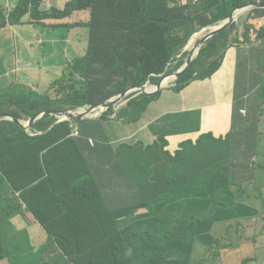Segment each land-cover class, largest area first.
I'll return each mask as SVG.
<instances>
[{
  "label": "trees",
  "instance_id": "trees-1",
  "mask_svg": "<svg viewBox=\"0 0 264 264\" xmlns=\"http://www.w3.org/2000/svg\"><path fill=\"white\" fill-rule=\"evenodd\" d=\"M255 2L70 0L65 9H52L56 12L54 17L60 20L70 18L74 12L89 13L88 20L73 25L44 23L43 20L51 17V8L46 0H15V3H10L11 12H6L0 5L3 25L25 24L23 19L30 14L36 26L47 29H85L89 39L87 53L72 65L61 56L68 71L60 81L52 84L43 95L26 88L4 93L0 97V113H9L27 121L41 111L56 110L63 113L64 110L93 107L128 88L141 87L151 80V75H165L183 66L186 53H182V48L194 33L215 23H222L232 10ZM36 16L38 18H34ZM235 28V24H232L205 42L195 59L177 78L176 92L194 81L210 78L220 69L222 55L240 43L239 40L233 41ZM248 32L249 29H246L241 37L243 42L248 41ZM31 49L32 45H29L24 52ZM179 55L181 57L177 59ZM174 62L176 64L168 69L167 65ZM74 77V84L67 86ZM157 79L159 81L161 77ZM74 86L80 88L75 89ZM157 96L158 93L153 96L128 95L125 97V108L130 111L128 115L140 120ZM14 97L17 100H11ZM122 108L118 110L116 119L124 122L130 117L121 115ZM241 111L245 110L239 111V115L244 118L246 113ZM113 112V107L108 108L102 119H108ZM259 117L263 119L264 125V115ZM57 121L55 115L38 120L31 131L45 133L49 130L42 135H32L12 121H0V223L4 220L3 214L8 213V216L16 217L18 222L30 215L33 217L32 223L41 226L36 228L28 225L14 243L7 239L0 227V259L8 258L5 252L9 246L13 251L9 257L10 264H152L147 261L163 259L164 253L142 252L145 244L162 246L168 241L184 238L185 228H179L212 217V207L218 205L216 203L226 187L231 188L234 184L236 189L240 188L245 180H256L260 185L264 183V179L256 178L262 174V166L255 162L258 152H251L249 160L230 158L232 154H241L247 147H255L241 138V127L235 135L234 129L218 138L206 133L194 144L188 143L192 148L200 147L203 140L228 145L225 157L216 158L204 168L200 166L202 169L192 175L176 177L183 164L162 162L153 154L151 147L146 150L137 145L128 147L132 153L152 159L145 165L151 177L143 184L137 158L126 157L122 162H117L109 141L93 139V146L90 144L91 135L95 134L89 125L95 120L73 123L78 127L79 135H75L71 122ZM53 124L56 126L53 127ZM159 142L165 146L163 138ZM180 155L181 149L176 151L174 159H179ZM35 161L38 163L36 168L32 167ZM87 166L90 169H86ZM35 171L44 173L39 177ZM91 171L93 177H87ZM157 180L162 182L164 188L169 185L173 187L163 193H148L147 189ZM199 193L210 198L207 211L194 212L182 219L181 212L186 205L185 199H182L174 209L165 212L166 201ZM126 206L133 207L125 215L126 219L120 221V215L114 213V208ZM139 209H145L146 214L133 217ZM11 229L17 231L13 224ZM46 232L50 242L42 248L39 242ZM262 236L263 233L253 241L258 245L257 257H245L244 260L240 259L239 264H253L259 258L258 251L264 247L258 241ZM210 239L208 250L213 258L202 260L201 264H221L224 254L220 252L219 246L223 239L211 236ZM55 245L60 252L56 259H51ZM223 248L227 250L230 246ZM47 249L51 250L50 258L43 257Z\"/></svg>",
  "mask_w": 264,
  "mask_h": 264
},
{
  "label": "crops",
  "instance_id": "crops-1",
  "mask_svg": "<svg viewBox=\"0 0 264 264\" xmlns=\"http://www.w3.org/2000/svg\"><path fill=\"white\" fill-rule=\"evenodd\" d=\"M12 2L15 3V0H10V3ZM55 2L58 4L60 3L59 0H55ZM256 2H261V0H256ZM0 5H2L5 9L6 3L4 1H0ZM43 8L44 5L40 9L42 10ZM254 9L259 10L253 11ZM254 9H244L242 12V14L244 13V15L241 14L242 16L240 15L239 19H237L236 23H238L239 20L242 23H248L251 26V29L249 28V39L247 42H243L241 38V40H239L240 43L234 46L235 49H231L232 47L229 48L230 50H232L230 59L234 58L235 66H233L231 69L220 67V69L216 73H214L215 75L213 74L214 76L212 78L202 81H194L184 89H182L180 92H175L174 90L169 88L163 89L158 97H156L148 105V109L145 111L143 117L140 120H134L130 118L129 120L122 122L117 119L109 118L108 120L110 121L119 122L121 130L126 133V136L121 139H108L104 135L103 131L99 129V124L93 121V123L89 125V129L98 128L100 130V135H91L92 139L109 141L116 153L115 156L117 162H122L126 157L137 158L138 164L140 165V179L143 184H145V182L151 177V174L148 173L145 165L149 164L152 159H148L147 157L136 152L132 153L127 149L128 145H137L144 150H146V148L148 147H151L153 154L156 155L164 163H182L183 168L176 177L192 175L202 169L200 168V166L204 168L208 163L215 160L216 158L225 157L227 155V144L214 143L211 141L203 140L200 147L192 148V146L188 143L194 144L201 135L206 133L212 134L215 138L225 136L228 131L234 129L236 116H239V126L242 128L241 138L251 142V145L256 146L255 139L249 134L250 130L248 127L250 125V119H252V121L256 122L257 124H263V119L259 117V115H264V113L260 112L262 111L263 104L250 98V93L253 89V85L250 80L251 72H245L244 78L242 80V88L239 92L237 91L238 61L243 58L248 61L254 60L255 54L258 51H264V8ZM57 10H60V8L57 7L56 11ZM8 12H11L10 7L8 8ZM239 13L240 11L236 14ZM34 18H38V16ZM46 21L58 22L60 21V19L54 17L52 20H43L44 23H46ZM23 23L25 24L3 25V21L0 19V27L2 26V28H0V67L5 64L6 60L8 68L10 70L8 74H3L0 76V97L3 96L4 91L8 87V77L14 72L20 73L24 83L32 87L36 91L39 90L35 88V85L40 87L42 91H46L50 87V85L41 87L39 84H37V82H28L23 78L21 73V70L26 69L25 67L28 66V63H26L24 60V56L28 57L30 51L38 54L42 48L40 43V40L42 38L49 39L52 43V59L56 62L62 61L59 56H71L72 59H76L77 57H81L83 54H86L88 51L87 46V51L85 50L78 56L76 54H70L69 52L72 41H86V39L88 38V32L85 29L74 28L76 29V31L72 33L69 32L70 35H66L65 33L57 34V31L63 30L62 27L47 29L40 24V26H36L33 21H31L30 14L23 19ZM29 45H32V49L24 52ZM258 47H261V49H258ZM33 68H29L27 70H32ZM38 68L45 69L44 67ZM39 74L42 75L44 80H46L49 76V74ZM60 75L61 74L56 76ZM261 80L262 78H260L258 82L259 84H261ZM261 88L263 89L264 93V83L263 85H261ZM175 110H180L182 114L187 113V118L170 117L169 113ZM240 110H245L246 115L244 118L239 115ZM64 111L66 112L67 110ZM57 113L59 112L57 111ZM55 116H57V114H55ZM155 116H160L161 121L170 123L169 125L166 124L162 126L164 131L162 135L153 134L159 129L157 125L149 127ZM216 120H218L217 124H215ZM68 121L71 122V125H73L71 120L68 119ZM188 122H193V124L186 127L185 125ZM35 131L36 130L34 128V132ZM42 134L45 133L40 132L37 135ZM126 138H133V140L132 142L128 140L121 141ZM161 138H164L166 142L165 146H163L162 143L159 142V139ZM83 147H85V145ZM180 149V158L176 160L174 159V155L176 151ZM37 166L38 163L37 161H35L32 167L36 168ZM55 172H57V159L55 161ZM34 173L36 176L41 177L44 172L35 171ZM172 187L173 185H169L167 188H164L162 182L160 180H157L151 187L147 189V192L163 193L170 190ZM224 192H226L232 198V191L229 187H226L224 189ZM224 192L223 194H225ZM182 199H185L186 205L182 209L181 217H188L191 213H194L195 210H197L198 212H203L210 206L209 196L203 193H199L194 196H187L184 198H177L166 201L165 212L174 209L178 202ZM23 205L25 206L24 209H26V205L24 203ZM132 207L133 206L114 208V213L120 215V217H126L125 215L129 212V210L132 209ZM220 212L221 211L219 210L215 211L213 216L206 220L212 221L216 225L219 223H224L221 220ZM243 212L246 214V218L250 219L251 221L255 220L256 216L254 209H246ZM240 213L241 212H238L235 215H240ZM144 214H146V210L139 209L133 214V217ZM14 218L15 219L13 220L12 224L17 227V230H19V222L16 217ZM2 222L0 223L1 228H3ZM29 225L36 228H41V226L36 223L31 222ZM13 232L14 231L11 229L8 234H12ZM176 241L177 240L168 241L162 246L145 244L142 252L163 254L168 252L169 249L181 244L179 241ZM40 245L42 248L44 247L42 244ZM25 247H27V245ZM48 251L49 255L46 256L45 254H43V257H51V250L48 249ZM12 252L13 251L10 249V247L7 246L5 253L7 254L8 258L0 259V264H10L9 257ZM236 255L237 253L232 254V256ZM12 256H14V253ZM243 258H241V260ZM161 261L162 259L153 258L148 260L147 262L152 264H161Z\"/></svg>",
  "mask_w": 264,
  "mask_h": 264
},
{
  "label": "rangeland",
  "instance_id": "rangeland-1",
  "mask_svg": "<svg viewBox=\"0 0 264 264\" xmlns=\"http://www.w3.org/2000/svg\"><path fill=\"white\" fill-rule=\"evenodd\" d=\"M70 0H59V4L55 2V0H46L48 5L51 8V11L49 14L51 15L50 19L52 20L55 15V10H52L53 8L56 9L57 7L60 8V10L65 9L67 3ZM10 7L6 5L5 10L8 12V8ZM12 9V7H10ZM244 15V13L242 14ZM241 15V16H242ZM90 18L89 13L87 12H74L72 17L60 20L58 22H52V21H46L47 25L50 24H64V25H73L75 23H78L82 20H88ZM46 19V20H47ZM239 19V18H238ZM78 21V22H76ZM220 22L215 23L211 26H219ZM236 28L232 34L233 41L234 40H241V37L244 36L245 29H251V26L248 23H242L240 20L238 23H234ZM197 27V26H196ZM70 29V30H69ZM76 31L74 28H63V30L57 31L58 33H65L66 35H70V33ZM207 31L202 30L197 32L193 37L189 39V43L182 48V51L189 49L190 44L193 42L195 45L198 43L199 39H201ZM228 34V32H227ZM197 35H199L197 37ZM88 38L86 41L80 40V41H72V45L69 48L70 54H76L77 56L87 51V44ZM41 43V51L38 54H35L33 51H30L28 57L24 56V60L26 63H28V66H26V69H22L21 73L24 79H26L28 82H37L41 87L42 86H51L52 84L60 81L64 73L68 71V66H66V63L64 61L56 62L52 59V52L53 47L52 43L49 39L42 38L40 40ZM58 44V43H57ZM264 47V46H263ZM231 49H235L232 47ZM258 49H261V47H258ZM189 51H186V56L184 58V62L186 63V58ZM232 54V50L228 49L223 55H222V66L226 67L227 69H231L233 66H235V60L234 58L230 59V55ZM83 54L82 56H84ZM81 56V57H82ZM61 58V56H59ZM69 65H72L73 62L80 58L77 57L76 59H72L71 56L64 57ZM36 67V68H33ZM38 67H44L45 69H40ZM29 68H33L32 70H27ZM9 68L7 65V61L5 60V64L0 67V76L3 74L9 73ZM246 71L251 72V83L253 85V89L250 93V98L252 100H255L261 104H263L262 111L264 113V93L263 89L261 88V85L264 83V51H258L255 54L254 60L248 61L245 58L240 59L238 61V72H237V91L239 92L242 88V80L244 78V74ZM39 73H44V75H48L46 80L43 79L42 75ZM60 76H56L59 75ZM215 75V74H214ZM214 75H212L210 78H212ZM74 79L67 85L70 86L74 84ZM207 78V79H210ZM261 80V84H259V80ZM9 84L7 89L4 91V93L9 94L10 92H18L23 88H26L30 90L33 93L43 95L44 92L42 89L35 85L36 88L40 89V92L36 91L32 87L26 85L24 81L21 78L20 73L14 72L8 77ZM172 83V81L167 78L164 81L165 85H168ZM258 83V84H257ZM256 86V87H254ZM147 87L151 90H154L155 87L151 86L150 84H147ZM75 88V86H74ZM80 87L77 86L75 89H79ZM130 89V88H128ZM127 89V90H128ZM130 91V90H129ZM128 91V92H129ZM20 95V94H15ZM129 95V94H128ZM11 100H17V98H13ZM19 102V101H18ZM126 103V100L123 99L117 107H114V112H116V109L123 107ZM121 115H127L130 114L129 109H126L125 106L121 109ZM126 111V114L124 113ZM111 112V111H110ZM95 113H93V117L95 116ZM169 116L172 118H187V113L182 114L180 110H175L169 113ZM106 117V116H104ZM130 118L134 119L132 116H129ZM235 128H234V135L236 131L238 130L239 126V116H236L235 118ZM99 124V129L103 131L104 135L108 139H121L124 136H126V133H124L121 128L120 124L117 121H110L108 119H102V120H95ZM217 124L218 120L215 121ZM169 125L170 123L166 121H161L160 116H155L152 120V123L149 127H152L154 125H157L159 129L154 132L153 134L156 135H162L164 133L163 131V125ZM193 122H188L185 126L192 125ZM227 124V123H224ZM249 134L254 137L256 146L255 147H247L246 150H244L241 154H232L230 155L231 159H238L242 158L244 160H249L251 156V152H258L259 155H255V162L259 163L262 166V174L257 176L256 178L258 180L264 179V125L263 124H257L256 122L252 121L250 119V125H249ZM98 128H93V133L95 135H100V130ZM128 140L132 142L133 138H126L121 141ZM119 141V142H121ZM120 145V144H119ZM69 146H72V143H69ZM128 147H132L129 146ZM68 154L69 152L66 151ZM79 164L82 165V162H79ZM86 169H90L89 166H87ZM86 174V172H85ZM87 177H93L92 171L91 173H87ZM233 190V193H236V203L232 201V198L226 193L221 194L220 199L216 204H218L215 207H212V214L215 213V211L219 210L221 215V220L224 223L215 224L212 221H199L197 223H194L193 225H187V226H181L179 230L185 228V237L182 239L177 240L176 242H180L181 244L169 249V252L164 253L163 259L161 261V264H201L202 260L209 261L211 256V252L208 250L209 244L211 243V237H214L216 239H220L222 237V241H220V252H223L224 257L222 258L221 264H239V261L241 258H256V249L258 247L257 244H254V239L258 238L261 233H263V236L259 238V242L264 244V183L262 185L258 184L256 180L254 182L245 180L242 183V186L240 188L236 189V186L233 184L230 188ZM232 193V197L233 194ZM263 193V195H262ZM249 205L251 207H254L258 213L257 217L258 220L256 221H248L244 217L246 214L242 211L243 208H241V205ZM23 208L25 206L23 205ZM13 210V208L11 209ZM208 208L206 209V211ZM195 213H200L197 210L194 211ZM205 212V211H204ZM238 212H241L240 215H235ZM4 220L2 222L3 226V232L6 235L7 239L14 243L19 240V238L23 234V230L32 222V216L27 215L25 218H23L19 222L20 229L13 232L12 234L8 235L9 231L11 230L12 222L15 219L13 216H8V213L3 214ZM210 215V216H211ZM262 216V217H261ZM182 219H185V216L181 217ZM126 217H120V221H124ZM130 222H134V220H131ZM49 234L48 232L45 233V235L42 237L40 244H42L44 247L49 245ZM230 246V249H224L225 246ZM242 247V248H241ZM237 250V255L232 256L234 251ZM60 252L57 245L54 247V252L52 254L51 259H56L58 253ZM45 255H49L48 249L45 251ZM259 258L253 263V264H264V247L261 248L258 251ZM232 256V257H231ZM217 263L218 260H217Z\"/></svg>",
  "mask_w": 264,
  "mask_h": 264
},
{
  "label": "water",
  "instance_id": "water-1",
  "mask_svg": "<svg viewBox=\"0 0 264 264\" xmlns=\"http://www.w3.org/2000/svg\"><path fill=\"white\" fill-rule=\"evenodd\" d=\"M254 8H264V3L255 2V3L242 5L241 7H238L236 9L232 10L229 17L226 20H224L222 23H220L219 26L207 27L206 29H202V30L207 31V33L201 39H199L197 46L194 49L189 50L185 65L179 71H177L173 74V78L176 79L180 74H182L187 69V67L190 65V63L194 60V57H195L197 51L203 46V44L208 39L219 34L220 32L225 31L232 24L236 23L237 19L240 17V15L242 14L244 9L245 10H252ZM239 11H240V13L236 14ZM202 30H201V32H202ZM137 89H140V88H130L128 90H125L124 92H122L118 96H115L114 98H111L105 102L98 103V104L94 105L93 107H90L89 109L84 110L83 112L67 111V112H63V113H57V111H54V110H45V111H41V112L37 113L36 115H34L32 118L28 119L27 121L20 120V119L14 117L13 115H11L9 113H0V121H12V122L16 123L22 129L26 130L29 133H32L31 130H32L34 124L38 120H40L41 118L49 116V115L63 114L66 118H68L71 121H74L76 123H84V122H88V121H92V120H101L102 115L100 114V112H102V110H107L110 107L116 106L128 94L136 91ZM142 93H145L146 95L152 94V93L147 92L144 89V87H143ZM97 111H98V113L95 114V116L93 117L92 113L97 112ZM65 120L66 119H60V121H65ZM54 126H56V124H53V127ZM48 131L49 130L45 131V133Z\"/></svg>",
  "mask_w": 264,
  "mask_h": 264
},
{
  "label": "clouds",
  "instance_id": "clouds-1",
  "mask_svg": "<svg viewBox=\"0 0 264 264\" xmlns=\"http://www.w3.org/2000/svg\"><path fill=\"white\" fill-rule=\"evenodd\" d=\"M259 3H261V2H259ZM209 27H214V26H209ZM207 28V27H206ZM206 28H204V29H206ZM202 30V29H201ZM201 30H199V31H201ZM198 31V32H199ZM197 33V32H196ZM196 33H194L193 35H195ZM193 35H192V37H193ZM189 43V42H188ZM205 44V43H204ZM203 44V45H204ZM197 46V44L195 45V47ZM194 47V48H195ZM190 49H186V50H184V51H182V53H185L186 51H189ZM200 50V49H199ZM198 50V51H199ZM198 51H197V53H196V55H195V57L197 56V54H198ZM181 57V55H179V56H177V59L178 58H180ZM195 57H194V59H195ZM174 64H176L175 62L174 63H172V64H168L167 65V67H168V69H171L172 68V66L174 65ZM191 64V63H190ZM185 65V63L183 64V66ZM183 66H181L180 68H178L177 70H175V71H173V72H170V73H167V74H165V75H151L152 76V78H151V80L149 81V80H147V82L143 85V86H141V87H132V88H140V89H137L136 91H134V92H132V93H135L137 96L138 95H140V94H145V93H142V91H143V87H144V89L147 91V92H149V93H152L151 95H147V96H153V95H155L156 93H158V95L160 94V92L163 90V89H167V88H169V89H172V90H174V88H175V82H176V80H177V78L181 75H179L176 79H174L173 78V74L175 73V72H177V71H179ZM158 77H161V79L158 81ZM167 78H169L171 81H172V83H170V84H168V85H165L164 84V81H165V79H167ZM147 84H150L151 86H153V87H155V89L154 90H151V89H149L148 87H147ZM175 91V90H174ZM176 92V91H175ZM180 92V91H179ZM132 93H130V94H132ZM129 94V95H130ZM146 95V94H145ZM128 96V95H127ZM126 96V97H127ZM158 97V96H157ZM125 99V98H124ZM119 104V103H118ZM117 104V105H118ZM126 104V103H125ZM116 105V106H117ZM116 106H114V107H116ZM125 106V105H124ZM123 106V107H124ZM114 107H113V111H114ZM90 107H86V108H80V109H78V110H75V111H79V112H83L84 110H87V109H89ZM122 108V107H121ZM107 110H105V112H106ZM98 113V111L95 113V114H97ZM104 113V112H103ZM103 113L102 112H100V114L101 115H103ZM92 115H93V113H92ZM60 117V118H59ZM57 119H58V121H57V123H61V122H65V121H68V118H66L63 114H58L57 115V117H56ZM60 119H66L65 121H60ZM109 119V118H108ZM73 123H75L76 124V122H74L73 121ZM34 135H36V134H38V133H33ZM164 139V138H163ZM233 192H231V194H232ZM235 196H236V194H234L233 195V197H232V201L234 202V203H236L237 201H236V198H235ZM241 208H243V210L242 211H245L246 209H254L255 210V220L254 221H256V220H258V217H257V213H258V211L254 208V207H251V206H249V205H241ZM262 217V216H261ZM245 219H247L248 221H251L250 219H248V218H246V216L244 217ZM244 259H246V258H243L242 260H244Z\"/></svg>",
  "mask_w": 264,
  "mask_h": 264
},
{
  "label": "built area",
  "instance_id": "built-area-1",
  "mask_svg": "<svg viewBox=\"0 0 264 264\" xmlns=\"http://www.w3.org/2000/svg\"><path fill=\"white\" fill-rule=\"evenodd\" d=\"M0 1H4L5 3H6V5L7 6H9V3H10V0H0ZM119 105V104H118ZM117 105V106H118ZM116 106V107H117ZM120 109V108H119ZM118 109V110H119ZM118 110L116 109V112H113V114L109 117L110 119H116V114H117V112H118ZM73 112H79V111H73ZM103 112H105V110H102V113ZM243 114L245 113L244 111H241ZM60 118V117H59ZM70 120V119H69ZM72 123H73V121H72ZM77 124V123H76ZM72 128L74 129V131H75V135H79V129H78V127L77 126H74V124L72 125ZM90 144L93 146V144H94V141H93V139H90Z\"/></svg>",
  "mask_w": 264,
  "mask_h": 264
},
{
  "label": "bare ground",
  "instance_id": "bare-ground-1",
  "mask_svg": "<svg viewBox=\"0 0 264 264\" xmlns=\"http://www.w3.org/2000/svg\"><path fill=\"white\" fill-rule=\"evenodd\" d=\"M199 35H197V37H198ZM194 47H195V44L192 42L191 44H190V48L189 49H194Z\"/></svg>",
  "mask_w": 264,
  "mask_h": 264
}]
</instances>
